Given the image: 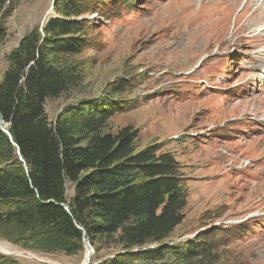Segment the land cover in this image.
<instances>
[{"label": "rangeland", "instance_id": "obj_1", "mask_svg": "<svg viewBox=\"0 0 264 264\" xmlns=\"http://www.w3.org/2000/svg\"><path fill=\"white\" fill-rule=\"evenodd\" d=\"M57 1L22 0L15 7L0 44V73L23 37L57 16ZM247 1L139 0L111 19L89 14L99 28L96 46L73 59L84 82L46 104L54 122L62 109L102 96L115 81L131 84L116 97L136 101L135 108L112 118L109 131L131 126L139 134L137 150L162 145L161 154L176 157L187 179L188 206L169 240L215 232L220 264H264V63L258 54L264 44L256 31L251 34L264 26V6ZM246 2L249 13L248 6L241 11ZM67 190L72 197V187ZM106 245L99 243L97 253L92 246V264L120 251ZM0 246L17 264L86 263L85 245L70 256L6 241Z\"/></svg>", "mask_w": 264, "mask_h": 264}, {"label": "trees", "instance_id": "obj_2", "mask_svg": "<svg viewBox=\"0 0 264 264\" xmlns=\"http://www.w3.org/2000/svg\"><path fill=\"white\" fill-rule=\"evenodd\" d=\"M21 1L0 0V44ZM135 1L58 0L53 5L57 16L23 37L5 57L0 73V241L39 254L70 256L84 248L86 234L96 253L99 243L120 248L102 264H220L217 242L211 241L215 232L183 243L169 240L183 225L188 206L187 179L176 157L161 154L162 145L137 150L139 134L131 126L109 131L112 118L135 108L136 101L116 97L131 84L115 81L102 96L62 109L54 122L47 115L48 101L84 82L73 59L95 48L99 29L86 17L100 13L111 19ZM0 264L17 261L0 255Z\"/></svg>", "mask_w": 264, "mask_h": 264}, {"label": "bare ground", "instance_id": "obj_3", "mask_svg": "<svg viewBox=\"0 0 264 264\" xmlns=\"http://www.w3.org/2000/svg\"><path fill=\"white\" fill-rule=\"evenodd\" d=\"M245 1V0H244ZM257 1H259V3H261L262 4V6H264V0H257ZM223 2V1H222ZM247 2H251L250 0H248ZM245 3V5L243 6V8H242V10L241 11H243L244 9H245V7H247L248 6V8H247V13H249V11H250V4L249 3ZM245 11V10H244ZM208 14V13H207ZM254 23V22H253ZM255 26V25H254ZM256 27V29H253L252 30V32H251V34L252 33H254V31H256V33H254L255 34V36H256V38H257V40L259 41V42H263V44H264V26L263 27H258V26H255ZM203 28V27H202ZM260 34H262L261 36H260ZM261 37V39L260 38H258V37ZM259 58H260V60L264 63V49H262V50H260L259 51ZM263 72H264V70H263ZM188 75H191V74H188ZM93 257V256H92ZM92 259V258H91ZM91 259L89 260V252H88V250H87V254H86V258H85V261H86V263L85 264H91L92 262H91ZM49 263V262H48Z\"/></svg>", "mask_w": 264, "mask_h": 264}, {"label": "water", "instance_id": "obj_4", "mask_svg": "<svg viewBox=\"0 0 264 264\" xmlns=\"http://www.w3.org/2000/svg\"><path fill=\"white\" fill-rule=\"evenodd\" d=\"M52 9H53V7H52ZM53 11H54V9H53ZM0 124H3V119L0 120ZM3 130H4V132H5V133L11 138V140H12V137L10 136L9 132H8L7 130H5L4 128H3ZM14 145H15L16 148H17L18 155H20L19 147H18L16 144H14ZM21 160H23V159H22V156H21ZM62 206H63L67 211H70L66 205H62ZM83 244H85V246H86V248H87V250H88V252H89V260H90V259L92 258V256H94V250H93L92 245L89 244V242L87 241L86 234H84V237H83Z\"/></svg>", "mask_w": 264, "mask_h": 264}]
</instances>
